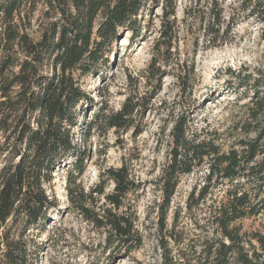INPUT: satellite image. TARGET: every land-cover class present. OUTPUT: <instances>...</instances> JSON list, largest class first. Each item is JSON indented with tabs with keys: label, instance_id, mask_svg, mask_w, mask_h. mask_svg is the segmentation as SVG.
<instances>
[{
	"label": "trees",
	"instance_id": "16d2710c",
	"mask_svg": "<svg viewBox=\"0 0 264 264\" xmlns=\"http://www.w3.org/2000/svg\"><path fill=\"white\" fill-rule=\"evenodd\" d=\"M153 1L0 0V264L36 263L39 251L32 234L46 230L51 211L59 206L49 190L64 164L69 205L103 235L107 259L115 263L143 248L146 236L130 199L141 186L131 168L127 164L107 168L99 182L86 189L82 177L87 149L76 142L74 129L82 125L80 118L92 103L80 78L95 71L103 49L117 41L121 31L140 34V17ZM164 1L165 22L150 65L158 79L164 71L157 65L171 63L177 38L175 2ZM199 5L197 1L184 10L187 29L199 24L208 48L228 43L233 15L228 21L217 1L202 9ZM237 9L264 24V0H242ZM39 11L42 17L35 23ZM177 65L185 90L194 80L195 65L186 61ZM150 102L151 98L130 96L117 112L95 113L82 137L86 140L102 128L117 132L134 128L136 137L143 134L136 120L145 117ZM241 129L256 136L247 135L226 147L210 132L191 134L186 119L174 125L170 159L157 182L160 264H264V226L246 231L240 224L264 214L261 90L255 91L249 119ZM202 167L207 171L205 181L190 194L188 210L203 205L214 189L225 190L192 237L177 231L179 214L170 228L168 219L181 177Z\"/></svg>",
	"mask_w": 264,
	"mask_h": 264
},
{
	"label": "rangeland",
	"instance_id": "374dc122",
	"mask_svg": "<svg viewBox=\"0 0 264 264\" xmlns=\"http://www.w3.org/2000/svg\"><path fill=\"white\" fill-rule=\"evenodd\" d=\"M197 1L200 9L213 1L219 2L228 21L233 15L228 43L208 48V38L199 24L191 26L190 31L187 29L183 23L184 10ZM164 2L154 0L140 17V34L135 37L131 31H121L117 41L103 49L95 71L80 78L81 88L92 103L86 116L80 118L82 125L74 129L76 142L87 149L82 177L86 189L95 186L107 168H119L123 164L131 168L141 189L130 199L139 215L145 244L131 257L115 263L107 259L103 235L69 205L64 164L54 174L53 187L49 190L59 206L51 211L46 230L32 234L39 251L35 264H160L162 250L157 222L161 192L157 182L170 159L171 133L176 122L186 119L191 134L210 132L226 147L248 135L241 126L249 119L255 91L264 92V24L247 18L246 12L237 9L242 0H174L177 18L174 56L171 63H158L164 71L163 77L158 79L152 76L150 65L165 22ZM41 15L40 11L36 13L35 23H40ZM184 61L195 65L194 80L185 90L177 78L180 71L177 64L182 65ZM130 96L151 98L145 117L136 120L144 129L143 134L136 137L134 128L117 132L105 127L93 130L86 140L82 137L86 132L85 124L95 113L101 110L117 112ZM206 173V167H202L181 177L171 205L169 228L174 216L179 214L177 231L184 230L193 237L197 232L195 226L224 194L225 188L214 189L203 205L191 212L188 210L190 194L203 186ZM240 224L246 231L261 229L264 214Z\"/></svg>",
	"mask_w": 264,
	"mask_h": 264
}]
</instances>
